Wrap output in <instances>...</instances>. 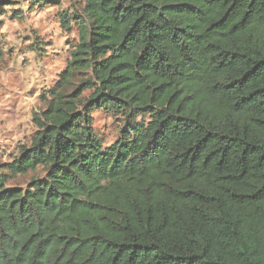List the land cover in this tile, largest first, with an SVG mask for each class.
I'll list each match as a JSON object with an SVG mask.
<instances>
[{
	"label": "trees",
	"instance_id": "1",
	"mask_svg": "<svg viewBox=\"0 0 264 264\" xmlns=\"http://www.w3.org/2000/svg\"><path fill=\"white\" fill-rule=\"evenodd\" d=\"M83 3L30 144L0 167V264H264V0ZM94 111L123 118L112 143Z\"/></svg>",
	"mask_w": 264,
	"mask_h": 264
},
{
	"label": "rangeland",
	"instance_id": "2",
	"mask_svg": "<svg viewBox=\"0 0 264 264\" xmlns=\"http://www.w3.org/2000/svg\"><path fill=\"white\" fill-rule=\"evenodd\" d=\"M4 1L8 4L0 5V167L30 144L36 131L33 115L44 109V97L60 80L78 44L75 17L84 5L83 0H60L57 6L42 7L29 0ZM14 10L21 19L12 18ZM85 77L74 74L66 91L70 93ZM91 117L93 131L105 143L117 139L122 117L102 111ZM32 176L9 177L8 186L26 188Z\"/></svg>",
	"mask_w": 264,
	"mask_h": 264
}]
</instances>
